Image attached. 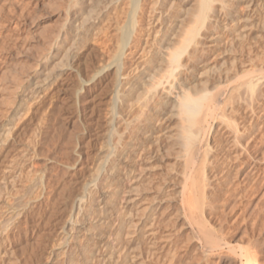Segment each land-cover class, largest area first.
Instances as JSON below:
<instances>
[{
    "label": "bare ground",
    "instance_id": "bare-ground-1",
    "mask_svg": "<svg viewBox=\"0 0 264 264\" xmlns=\"http://www.w3.org/2000/svg\"><path fill=\"white\" fill-rule=\"evenodd\" d=\"M43 16L0 125V264H259L232 239L255 190L264 238V0Z\"/></svg>",
    "mask_w": 264,
    "mask_h": 264
},
{
    "label": "rangeland",
    "instance_id": "rangeland-1",
    "mask_svg": "<svg viewBox=\"0 0 264 264\" xmlns=\"http://www.w3.org/2000/svg\"><path fill=\"white\" fill-rule=\"evenodd\" d=\"M60 4L61 0H0V125L6 121V110L11 103L14 84L20 73L35 66L37 56L45 47V34L59 24L56 17L49 19L43 15L46 12H56ZM17 126L25 127V115ZM259 194L257 190L253 191L246 207L236 212L235 223L237 222L238 229L232 240L249 249L260 264L264 252V238H247L243 231L246 224L260 228ZM233 203V199L228 200L226 206Z\"/></svg>",
    "mask_w": 264,
    "mask_h": 264
}]
</instances>
